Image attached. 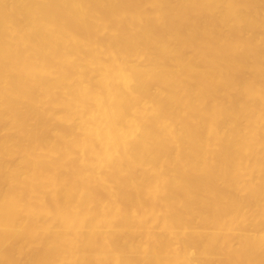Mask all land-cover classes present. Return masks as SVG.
Segmentation results:
<instances>
[{
  "label": "bare ground",
  "instance_id": "6f19581e",
  "mask_svg": "<svg viewBox=\"0 0 264 264\" xmlns=\"http://www.w3.org/2000/svg\"><path fill=\"white\" fill-rule=\"evenodd\" d=\"M0 264H264V0H0Z\"/></svg>",
  "mask_w": 264,
  "mask_h": 264
}]
</instances>
